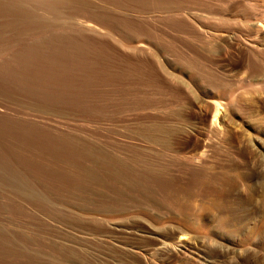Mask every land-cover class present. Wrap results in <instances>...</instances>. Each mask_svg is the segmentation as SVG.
Returning <instances> with one entry per match:
<instances>
[{
	"label": "rangeland",
	"instance_id": "rangeland-1",
	"mask_svg": "<svg viewBox=\"0 0 264 264\" xmlns=\"http://www.w3.org/2000/svg\"><path fill=\"white\" fill-rule=\"evenodd\" d=\"M165 1L55 3L73 27L97 29L88 31L92 69L78 90L54 75L48 98L42 87L26 89L35 82L23 70L18 82L2 75L0 118L25 133L2 137L10 171L62 202L54 214L0 178V227L11 244L0 264H264V0ZM12 27L2 31L6 41H31ZM6 55L0 74L14 68ZM66 139L88 148L73 165H119L121 176L103 175L81 194L51 169L39 172L34 166L72 165L53 152Z\"/></svg>",
	"mask_w": 264,
	"mask_h": 264
},
{
	"label": "bare ground",
	"instance_id": "bare-ground-1",
	"mask_svg": "<svg viewBox=\"0 0 264 264\" xmlns=\"http://www.w3.org/2000/svg\"><path fill=\"white\" fill-rule=\"evenodd\" d=\"M25 1L26 0H0V16H3L4 17L3 18L4 21L2 22V20H1L2 23H0V55L3 56V55H6L7 52H10L9 53L10 55H6L7 60L5 62L6 63H12L14 65V68L12 66V69L13 70L10 69L11 68V65L8 66L9 69H5L4 68L3 69V73L0 74V77H1L0 79H2V77H3L2 75H5L4 72L7 73L9 71V75L6 74L5 75L6 77L5 78L3 77V78L6 79L9 76V79L10 80L11 79H14V81H17L18 82V81H20V78H21V74H19L20 73V70H23L22 72L25 73V74L27 73L28 76H29V79L31 81L35 82L33 84H30L29 83L28 86L26 87V89L31 90L32 88H35V87L36 88L42 87V89H44V90L47 91V92H45L46 94L45 93L44 94L48 98H49V96L50 97H53L52 94L53 93H56V92H52V91H54L55 85L57 84V82H59V78L60 77L62 79H64V80L66 79L65 82L67 80L70 81L71 82V85L72 84H76L75 85L76 86V90H78L79 89V83H81L83 81L86 82L85 81L87 79L85 77L86 74H87L86 72H88L89 69H92L91 68L92 66H91L89 69H86L85 70V68L88 67L91 64V62H92V61L90 62V59L88 58V55H87L88 54V50L91 49L90 48L91 46H89V45L91 44V40H92L91 39L92 37H89V35H88V33H89L88 31L91 30V29L92 30H95L96 29V26L94 24H92V25H89V24L88 25L87 24H81V25H78L79 27H77V28L76 27H73L71 25L72 23L69 21L70 18L67 19L66 17H64V15H63L64 14L63 13V8L60 7V6H58L57 4H55V3H57L60 0H53V2L52 1H51V3H48L47 2V4H46V2L44 0H42V1H40V0H33L34 3L35 2L38 3L40 1L39 2V5H37L38 7L27 5V4H25L26 3ZM161 1H163V2H166V1L165 0H160L159 3H160V5L163 6L164 3L162 2V4H161ZM166 6H168V4H165V7ZM205 8H207V7H205ZM39 10H41V12H43V14L42 13L40 14V11ZM169 10H170V7H169L168 11ZM93 12H91V13H93ZM211 13H213V12H209L208 14H210V15H208V14L205 13L206 15H204V16H206V17H203V15H202V18H206L207 19V18H210V17L211 18L215 17V18H217V20L220 19V21L221 20L229 19V18H225V15L226 14L225 15H220L221 14L220 13L219 15L218 14H216V15L214 14L213 16H211ZM191 14H193V13H191ZM196 14H198V13H196ZM201 14H203V13H200L198 15H201ZM95 15H98V14L95 13ZM99 16L100 15L96 16L97 18H95V19L96 20L98 19V21H101V20L106 21L107 20V18L104 19V18H101ZM191 16H193V15H191ZM92 17H94L93 14H92ZM195 17H196V15H195ZM177 19L181 20L182 18L179 17ZM179 20H177V21H179ZM83 22L85 23V21H83ZM174 22H176V21H174ZM16 24L20 25L21 28L24 31H27V33H29L28 35L31 36L30 37L31 38V41H28L30 39H27L28 38L27 37L26 38L27 39L26 41L24 40V41H22V43L20 42L17 45L16 43L9 42V41H6L4 39V37L2 36V31L7 30L9 28H13L12 26H14ZM78 24H80V23H78ZM125 24H123V25H125ZM175 27H176V25H175ZM91 36H92V34H91ZM127 40L128 39H126V41ZM132 41H133V39H132ZM120 43H119V45H121ZM130 44H131V42H130ZM122 45H123V43H122ZM107 46L108 45H105V47H107ZM123 46H125V44ZM123 46H122V49H124ZM130 47L131 46H129V48ZM147 47H149V46H147ZM168 47H169V45H168ZM127 48L128 47H126V51L128 53V50H130L133 47H131L128 50H127ZM93 49H94V51H93ZM100 49H101V45H100ZM122 49H120V50H122ZM134 50H136V48ZM92 51L95 52V47L92 48ZM132 51L133 50L131 49V52ZM89 53H90V51H89ZM103 56H104V54H103ZM76 70L80 71V73H79L80 75H82V73L84 72L83 73L84 75L80 76L79 78L76 77V76L74 77L72 73L75 72ZM75 73H74V75H77L78 72L76 74ZM54 75H58V76L60 75L59 78H55V79H58L57 82H56V80H55V82L53 81ZM23 81H25V79L24 80H21V82H23ZM2 82H3V80H2ZM5 83H6V81H5ZM54 83H56V84L54 85ZM63 83H64V81H63ZM65 84H67V83H65ZM8 85H9V83H8ZM69 85L68 84L65 85L66 88L63 85V87L65 88V90L67 89V87H70L71 89H74L75 90V88H74L75 86L74 87L72 86L73 87L72 88ZM63 87L62 88L61 87H57V88H60V89L63 90L64 89ZM18 88H20V87H18ZM57 88H56V90H58ZM44 90L42 92H44ZM62 90H61V92L63 93ZM32 91H33V89H32ZM37 91L39 92V90H37ZM49 92H51V93H49ZM72 92H73V90H71V93ZM41 93L39 92V95ZM71 93H68L67 92V93H64V94H71ZM34 94H36V92ZM71 95H73V94H71ZM57 96L58 95H56L55 97H57ZM59 97L60 98L61 97L63 98L64 96H59ZM60 98H59V100H60ZM64 98H66V96ZM67 98H68V96H67ZM54 100H58V98L57 99H54ZM73 100H76V101L80 100L81 101L82 100L81 93L78 92V91H76L74 93ZM76 101H72V102H76ZM57 102L58 101H56L55 104H57ZM52 103H53V101H52ZM78 103H80V102H78ZM75 104H77V102ZM23 127L24 126L21 123H19L17 120H13L11 118L9 119L7 117L6 118L5 117L0 118V178L5 183V185L8 184V185L12 186L14 188L13 190H15V192H16L15 194L17 196L21 197V199H25V200H28V201H32L34 204H37V206L39 205L42 209H46V210H48L50 212H54V214H55V213H57L56 211H59L60 210L58 207H61L60 206L61 204L59 206H57L58 205V202H62V201H58V202H56V201L57 200H60L61 198L60 199H57V200L55 199L56 201L55 202L54 201L52 202L51 200L53 198H55V197H53V198L51 197L52 199L49 200L50 198L49 199L46 198L44 196L45 194L43 195V193H40L39 190H36L37 189L36 186H34L36 188L35 189L32 185H30L31 183L29 184L27 182V180H25L21 176L22 175L21 173L18 174L17 172L10 171V170H13V168L11 166L14 163L12 162L13 160L11 159V157L7 154L8 151L6 150L7 148H5L6 147V143L3 141V138L2 137H4V136H7V137L8 136H11L12 139L14 138L16 140H21L22 138H24L23 136L25 135V133H23V130H24ZM8 138H10V137H8ZM74 142H76V141H74ZM74 142H72L71 140H68V139H66V140H59L58 141V145L56 143V146L53 148V152H54V155L56 157L59 158V155H60V156L63 157V159L65 158L66 161L72 162V165L70 164V165H64V166H62V165H54L53 164V165H36L34 167H36L39 172H42V171H44V170H46L48 168L51 169V171H50V172H52V173H50L51 175L52 174L57 175V177L60 180L66 182V184H67L66 187L69 186L71 189H73V191L75 190V191H77V192H79L81 194H83V193H85V194L87 193L88 194V193L91 192V187L90 186H92L93 184L92 185H90V184L92 182H94V181L95 182L102 181V179L104 181V179H106V178H103L104 177L103 175H105V177L110 176L115 181L117 180V177L121 176V174L118 171V166L119 165H99V164L98 165L97 164L96 165H84V164L83 165H80V164L79 165H73L74 164V161H76L77 159L80 160L81 158L88 157V151H87L88 148L87 149H84V148H82L80 146L81 145L80 143H79L80 145H78V142H77V144L74 143ZM36 143L38 145H40L41 147H45V148L48 147L45 141L43 142L41 140H35V144ZM7 147H8V145H7ZM84 147H85V145H84ZM40 150H42V149H40ZM44 151H46V150H44ZM44 151L42 150V152H44ZM46 152H49V151H46ZM44 154H45V152H44ZM60 159H62V158H60ZM14 160H16V159H14ZM135 166L137 167L138 165H135ZM136 167L134 168V171L136 170ZM139 167H141V166L139 165L138 168ZM138 170L139 169H137V171ZM143 170H145V169H143ZM133 173H135V172H133ZM132 175H134V174H132ZM65 182H63V183H65ZM0 184H2V183H0ZM51 190H52V188H51ZM2 192H3V190H2ZM47 197H50V196L47 195ZM81 200H82V197H81ZM67 201L69 202V200H67ZM65 202H66V200H65ZM76 202L78 203L80 201H76ZM73 203L74 202H72V204ZM77 203L75 205H77ZM69 205H70V203L67 204V206H69ZM71 205H70V207H71ZM79 205L82 206V204H79ZM73 207H74V210L77 208V207L75 208V206H73ZM80 208H79V211H82V212L85 209L83 207L81 209ZM99 210H101V208ZM62 212H63V210H62ZM65 212H67V211H65ZM71 212H72V210H71ZM68 213H70V212H68ZM72 214H74V213H71L69 215H72ZM58 215H59V213H58ZM67 215L68 214H66V216ZM180 231H182V229ZM6 234L7 233L5 232V230L2 227H0V255H2V256L5 255V254H7L10 251V248H11V244L9 242L10 240L7 239V235ZM33 256H35V255H33ZM0 258H2V257H0ZM32 259H34V258L32 257Z\"/></svg>",
	"mask_w": 264,
	"mask_h": 264
}]
</instances>
